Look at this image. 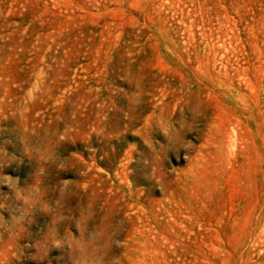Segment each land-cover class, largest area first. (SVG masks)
<instances>
[{
  "label": "rangeland",
  "instance_id": "1",
  "mask_svg": "<svg viewBox=\"0 0 264 264\" xmlns=\"http://www.w3.org/2000/svg\"><path fill=\"white\" fill-rule=\"evenodd\" d=\"M26 92L25 130L63 133L50 179L124 217L121 264H264V0H0V175L21 186ZM195 101L191 149L154 130L156 151L155 116ZM20 206L0 185V215ZM49 219L0 229V264H72L45 245Z\"/></svg>",
  "mask_w": 264,
  "mask_h": 264
},
{
  "label": "clouds",
  "instance_id": "2",
  "mask_svg": "<svg viewBox=\"0 0 264 264\" xmlns=\"http://www.w3.org/2000/svg\"><path fill=\"white\" fill-rule=\"evenodd\" d=\"M25 97L27 103L18 105L12 117L17 120L16 131L24 152L36 161L37 168L32 182H26L24 186H21L18 179L0 175V185H6L21 205L14 210L10 220L0 215V229L10 235L19 233L30 222L29 218L35 212H40L50 218L44 236L45 245L69 250L72 264H121L122 250L126 247L124 217H109L91 200L80 202L75 195L77 181L53 182L50 179L53 171L68 170V157H64L60 151L63 145L60 135L63 133L54 128L35 133L25 130L21 121L35 102L36 96H29L26 92ZM204 117L205 110L200 101L193 102L172 118L158 113L148 128L152 146L156 149L157 142L152 139L155 130L170 145L191 149L192 143L186 137L196 131ZM147 146L153 151V147ZM160 148L164 149V146L160 145ZM6 159L7 152L0 148V166ZM74 199L78 201L75 207L72 206Z\"/></svg>",
  "mask_w": 264,
  "mask_h": 264
}]
</instances>
